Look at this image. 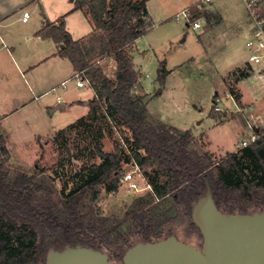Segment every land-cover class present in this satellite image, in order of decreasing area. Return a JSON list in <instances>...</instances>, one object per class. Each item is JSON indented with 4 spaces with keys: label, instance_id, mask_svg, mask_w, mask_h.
<instances>
[{
    "label": "rangeland",
    "instance_id": "obj_1",
    "mask_svg": "<svg viewBox=\"0 0 264 264\" xmlns=\"http://www.w3.org/2000/svg\"><path fill=\"white\" fill-rule=\"evenodd\" d=\"M183 1L188 2L185 5L192 11H201L204 7L201 0ZM216 1L206 3L205 10H214ZM233 1L236 9L237 6L240 7L242 19H249L242 0ZM200 17L206 26L207 17L202 14ZM186 24L183 20L171 17L163 23L154 24L150 30L149 23V33L138 44L143 53V62L141 59L137 64L143 85L140 84L138 91L141 94L146 93L149 123L156 130H163L167 124L174 126L179 131L178 136L189 132L191 138L187 151L193 164L211 165L224 162L235 155L242 167L250 166L249 169H252L250 157L245 155L243 149L237 150L236 146L243 140L250 141L251 134L264 133V127L250 130L246 126L245 114L235 111L234 100L238 96L242 99V81L247 76L254 77L260 73L264 64L258 65L260 70L246 64L240 69L230 71L223 78L222 70L228 63L235 59L239 62L248 60L252 52L246 47L248 38L244 34L235 36L231 31L222 36L212 34L208 38L202 35L204 29L195 31ZM249 40H253V35ZM207 43L212 44V55L217 59L220 75L210 64L209 56L204 51ZM256 53L264 57V49ZM135 58H141V54H136ZM163 60L167 63L169 74L162 87V94L155 96L161 87L157 78ZM100 65L108 76H114L116 64L112 58L103 60ZM80 93L83 95L87 90L81 89ZM228 93L234 100L225 99ZM216 95L221 98L219 107L222 112L215 111ZM253 97L247 96L246 100H252ZM257 98L264 105V88ZM89 102L87 101L88 107ZM83 110L85 107L79 108L75 113L72 110H58L54 116L48 110L34 115H30L28 110L25 111L23 120H18L16 116L2 121L0 130L7 137V147L12 156L9 165L11 178L14 179L21 173L36 176L35 205L44 206L49 198L58 203L66 194L76 190L98 172L96 167L103 162L99 151L111 153L120 148L123 162L118 186L109 190L111 182L100 185L97 198L88 196L81 207V212L87 215V224L96 222L101 225L103 220H108L107 230L113 231V234L103 251L111 257L125 241L142 242L144 227L148 225L162 239L175 236L185 243L201 248L203 237L200 231L192 226V218L188 216L185 205L174 202L172 195H167L169 201L166 202L155 199L143 222L135 218L131 210L136 201L153 194L150 180L155 177L154 171L150 169L146 177L143 174L137 175L142 190L136 194L129 192L121 178L124 172L134 169L137 164L131 148L124 140L130 133L128 130L115 129L114 124L102 113H98L93 120L89 119L88 114L75 117L76 113ZM155 169L159 173L160 183L164 184L169 179L164 166L158 165ZM148 184L151 189L144 190ZM241 196V189L236 188L233 198L237 201H228L223 207L228 205L240 209L244 204ZM249 208L251 211L255 209L253 206ZM113 262L117 263L115 260Z\"/></svg>",
    "mask_w": 264,
    "mask_h": 264
},
{
    "label": "trees",
    "instance_id": "obj_2",
    "mask_svg": "<svg viewBox=\"0 0 264 264\" xmlns=\"http://www.w3.org/2000/svg\"><path fill=\"white\" fill-rule=\"evenodd\" d=\"M147 1L77 0L75 9H86L95 26L92 35L74 40L65 28L64 18L59 25L48 23L38 34L64 45L59 55L68 58L76 73L83 72L90 81L95 97L89 102V119H96L98 113H102L118 131L128 130L130 137L126 135L124 140L134 154V161L145 177L153 169L155 177L150 180L153 194L136 201L132 213L143 222L155 199L166 202L169 201L167 195H172L174 202L185 205L192 218L193 204L208 186L218 208L226 214L262 211L263 132L254 144L243 148L253 166L249 169L250 166L242 167L235 155L218 164H193L187 151L189 132L178 136L175 128L166 126L156 130L149 123L148 99L138 91L142 77L133 55L135 42L149 32ZM108 58L116 64L113 77L100 65ZM168 74L167 63L163 60L157 78L161 87L155 96L162 94ZM99 154L103 162L96 167L98 172L94 176L66 194L60 202L49 198L44 206H38L35 205L36 176L21 173L11 178L12 156L7 137L0 130V264H46L51 250L63 251L67 247L104 250L113 234L107 230L108 220H103L101 225L87 224V215L81 212V207L88 196L97 198L100 185L111 182L109 190L118 186L123 158L120 148L111 153L99 151ZM158 165L164 166L169 175L164 184L160 183L155 169ZM236 188L241 189L244 204L238 210L228 205L224 208L228 201H237L233 198ZM249 206L255 209L251 211ZM192 226L199 231L193 221ZM142 238V242L162 239L151 225L144 227ZM135 244L125 241L110 260L123 263L125 253Z\"/></svg>",
    "mask_w": 264,
    "mask_h": 264
},
{
    "label": "crops",
    "instance_id": "obj_3",
    "mask_svg": "<svg viewBox=\"0 0 264 264\" xmlns=\"http://www.w3.org/2000/svg\"><path fill=\"white\" fill-rule=\"evenodd\" d=\"M76 1L0 0V123L16 116L18 120H23L25 111L28 110L30 115L40 114V112L45 113L48 110L54 116L58 110H72L75 113L78 112L79 108L85 107V110L76 113L75 117L79 116L80 118L89 113L87 101L94 99V90L89 87L80 88L77 86L74 79L76 71L73 64L68 58L59 55L64 45L38 35L48 23L59 25L63 18L65 28L74 40H83L92 35L95 32V26L86 9H75ZM186 3L188 2L183 0H148L147 10L148 21L151 24L150 30L154 24L163 23L171 17H175L182 10L187 9ZM201 3L205 7V4L209 2L201 0ZM242 3L245 7L243 1ZM173 4H176V6ZM204 7L202 8L203 11H200V9L195 11L199 13V16L202 14L207 17L208 24L204 26L202 22L201 29H204L202 35L210 38L212 34L213 36H222L229 31L235 36L244 34L248 38L246 42V47H248L249 38L254 34V25H252V21L249 22L248 13L247 17L249 19L243 20L240 7L237 6L236 9L233 0H217L214 4V10L208 12ZM25 12H29L27 21L23 20ZM227 24H230L232 28L227 27ZM141 39L142 37L133 45V55L141 54L143 62V53L138 46ZM211 46V43L204 45V51L209 56L210 64L220 75L217 59L212 55ZM251 51L248 60L239 62L235 59L228 63L224 70L221 69L224 72L223 78L230 71L240 69L246 64L260 70L261 68L258 65L264 64V57L256 53L261 56V60L252 62L250 56L255 52ZM263 74L264 65L256 76H247L242 81V99L238 96L239 99L237 97L234 100L229 93L225 97V99L231 98L235 101V111L245 114L246 126L248 125L250 130H254V127L256 130L264 127V105L257 98L264 88ZM64 82H68L66 88L62 87ZM140 84L142 85L141 80L139 89ZM81 89H86L87 93L81 95ZM247 96L249 98L250 96L254 97L252 100H246ZM59 99L60 102H58ZM217 99H220L221 103V98L216 95L214 96V104ZM167 126L176 128L169 124Z\"/></svg>",
    "mask_w": 264,
    "mask_h": 264
},
{
    "label": "water",
    "instance_id": "obj_4",
    "mask_svg": "<svg viewBox=\"0 0 264 264\" xmlns=\"http://www.w3.org/2000/svg\"><path fill=\"white\" fill-rule=\"evenodd\" d=\"M141 59L136 58L135 64ZM192 221L203 237L201 248L168 236L136 243L123 263H114L104 251L78 246L51 250L46 264H264V209L226 214L208 186L193 204Z\"/></svg>",
    "mask_w": 264,
    "mask_h": 264
},
{
    "label": "built area",
    "instance_id": "obj_5",
    "mask_svg": "<svg viewBox=\"0 0 264 264\" xmlns=\"http://www.w3.org/2000/svg\"><path fill=\"white\" fill-rule=\"evenodd\" d=\"M206 2H210L211 0H205ZM245 4V7L247 9L248 17L252 21L254 25V34H253V40H250L247 43V46L255 52V54H252L250 56V61L252 62H258L261 60V56L257 55L256 52H258L260 49L264 48V0H242ZM29 18V12L24 13V21H27ZM175 19L177 20H183L187 24L189 28H192L193 30H199L202 28V19L199 16V13L192 11L190 8L184 9L181 12L177 13L175 15ZM76 84L78 87L83 88L90 85L89 88H91L90 81L84 76L83 72H77L75 74ZM264 79V74H263ZM68 82L62 83V87L66 88ZM61 100L59 99L58 102ZM220 99H217L215 102V111L220 112L221 108L219 107ZM252 137L250 138V141L243 140L242 142L237 144V150L246 148L250 146L251 144H254L257 140L260 139L261 132H257L256 134H251ZM142 171L140 170V167L138 164H136V167L132 170L126 171L123 173L121 181L128 186V191L131 193H138L142 189L140 187V182L137 180L136 176H142ZM143 180V179H142ZM151 189V185L148 184L145 189Z\"/></svg>",
    "mask_w": 264,
    "mask_h": 264
}]
</instances>
